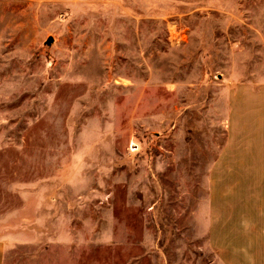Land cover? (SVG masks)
Returning a JSON list of instances; mask_svg holds the SVG:
<instances>
[{"label":"rangeland","instance_id":"1","mask_svg":"<svg viewBox=\"0 0 264 264\" xmlns=\"http://www.w3.org/2000/svg\"><path fill=\"white\" fill-rule=\"evenodd\" d=\"M260 141L264 0H0L3 264H227Z\"/></svg>","mask_w":264,"mask_h":264},{"label":"crops","instance_id":"2","mask_svg":"<svg viewBox=\"0 0 264 264\" xmlns=\"http://www.w3.org/2000/svg\"><path fill=\"white\" fill-rule=\"evenodd\" d=\"M259 134L261 136V131ZM259 143L264 149L263 141ZM243 163L241 172L227 174V192L212 195L211 211L214 216H219L222 210L226 212L225 218L221 214L216 221V227L226 228L223 241L227 264L231 261L234 264H264V157L258 162L244 158ZM256 165L259 167L255 168ZM0 264H3L1 242Z\"/></svg>","mask_w":264,"mask_h":264}]
</instances>
